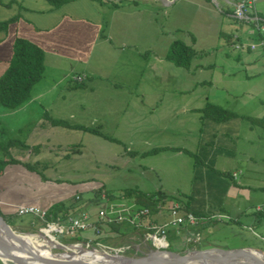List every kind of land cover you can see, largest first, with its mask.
I'll return each mask as SVG.
<instances>
[{
    "label": "rangeland",
    "instance_id": "rangeland-1",
    "mask_svg": "<svg viewBox=\"0 0 264 264\" xmlns=\"http://www.w3.org/2000/svg\"><path fill=\"white\" fill-rule=\"evenodd\" d=\"M106 4L112 11L114 7L125 10L134 5H159L160 1L109 0ZM15 6L20 5L15 2ZM174 8V28L155 42L151 41L153 37L150 33L134 40L126 39L131 41L126 48H120L114 40L113 45L118 48L113 51L106 48L96 63L91 62L92 58L86 61L90 71L100 69L107 75V80H111L110 75L119 76L122 73L132 78L135 70L137 81L141 78L139 85L133 86L129 92L131 99L124 101L120 118L113 124H103L113 127V130H104L101 124H97L94 127L106 133H93L84 128L86 122L83 120L79 123L71 121L76 125H55L50 114L36 120L33 116L22 115L21 111L12 113L11 117L6 116L8 113L0 114V143L7 142L9 138L14 140L7 152L0 148V169L5 167L11 176L0 186V215H4L13 231L37 234L39 241L48 239V234L41 232L47 223L44 219L28 213L18 215L14 206L43 202L39 199L40 194L47 201L61 200L59 205L62 210L57 213L68 215L62 220V232L55 230L49 233L58 245L78 244L89 250H104L122 257H136L159 250L185 254L209 250L206 248L231 250L250 247L264 251V207L260 214L254 206L245 209L246 212L238 214V222L231 219L211 223L201 234L174 235L169 224L168 205L177 203L186 206L188 188L194 179L193 165L199 156L196 149L200 116L188 107L214 103L238 113V116L219 125L227 132L221 138L226 137L230 146L217 143L216 167H223L221 174L225 179L230 180L231 176L236 179L234 182L239 185L230 180L233 187H243L242 183L247 182L254 187H264L263 47L258 45L255 50H249L245 46L235 47L237 42L231 46L226 39L230 30L225 20L236 24L233 17L212 12L214 18L212 14L199 18L198 13L190 12L189 6L184 3L182 6L181 0ZM108 11H104L105 16ZM188 28L193 32H188ZM238 28L240 31L239 25ZM251 39L254 43L258 42L254 36ZM173 40H180L194 50L187 66L176 65L164 56ZM133 49H147V54H140V57L125 63L127 53H137ZM49 58L52 57L46 59ZM77 64L81 63L55 60L54 65L58 69L54 74L59 76V86L51 89L48 98H57L72 78L70 87L65 88L66 96L84 92L87 81L78 74ZM66 71L67 76L63 77ZM43 74L47 77V71ZM78 77L82 79L77 80ZM4 109L0 106V110ZM254 135L257 138L255 143L252 142ZM183 148L186 151L179 152ZM230 154L232 160L228 157ZM11 158L16 161L7 162ZM235 159L242 171L238 178L232 175ZM248 167L252 168L246 170ZM139 195H148V201L157 208V212L150 210L153 207H146L149 212L136 217L137 210L145 208L143 204L147 199ZM83 213L90 218L83 225L94 222L99 233L94 228V234L87 233L88 236H85L83 231L90 230L88 226L78 232L66 231L67 222L72 220L70 217H79ZM151 225L168 229L166 248L156 250L147 238L146 233L155 230ZM113 227L122 232H113ZM192 229L185 228L183 231ZM74 235L79 237H72ZM195 238H198L196 243L192 240ZM50 251L60 253L69 250L53 247ZM157 255L167 257L166 253ZM6 264L13 263L6 261Z\"/></svg>",
    "mask_w": 264,
    "mask_h": 264
},
{
    "label": "crops",
    "instance_id": "crops-1",
    "mask_svg": "<svg viewBox=\"0 0 264 264\" xmlns=\"http://www.w3.org/2000/svg\"><path fill=\"white\" fill-rule=\"evenodd\" d=\"M106 1L109 0H69L55 7L47 0H0V23L15 15H19L20 17L7 26H0V75L6 69L12 55V44L15 37L26 38L43 49V73L47 71V77L43 74L32 86L30 98L22 106L15 110H0V114L6 115L8 113L6 116L11 117L12 113L21 111L22 115L26 117L33 116L35 120L38 117L43 115L49 116L47 114H50L51 122L55 125H76L77 123L71 121H77L79 123L83 120L86 122L84 128H92L90 132L101 133L103 135L106 133L102 129L98 130L95 128L94 126L97 124H101L104 130H113V127H106V125L113 124L114 121L120 118L124 110V101L131 99L129 92L133 90V86L139 85L141 78L137 81L138 77L135 78L137 71L135 70L132 72V78L122 73L119 76L110 75L111 80H107V75L100 69H93V71H90V68L87 66L88 62L86 61L92 58L91 62L96 63L98 56L105 51L106 48L108 51H113L118 48L113 45L114 40L118 42L120 48H126L128 42H131L126 41V39L134 40L136 37H144L146 33H150L153 37L151 41L155 42L161 35L171 32L174 28L173 15L176 12L174 5H176L178 0H168V2L158 0L160 1L159 5H134L132 8L125 10L114 7L112 11H110ZM242 1L246 0H181V5L183 6L184 3L186 6H189L190 12L198 13L197 17L199 18L201 15L205 17L208 16V14H212L214 18L213 13L219 16L225 14V16L229 18H235L233 10L237 3ZM15 2L20 6H15ZM13 4L14 7H12ZM251 9L256 15L250 18L246 16L241 20L235 18L236 24H232L225 20L228 23L227 28L230 30L226 34V39H228L231 46L237 42L241 44L240 46H245V48L249 50H255L259 45L263 47L264 53V20H262V22L260 21L261 26H263L262 29L259 30L256 28V25H254L255 17L264 19V0H255ZM33 10L36 11L31 12ZM106 10L109 11L105 16L104 11ZM190 12L188 11V14ZM201 23L203 25L206 24L205 21H201ZM218 25L221 26V23ZM238 25L240 26V31ZM147 30H149V32H146ZM187 31L193 32L190 28H188ZM233 35L238 36V38L235 39ZM253 36L258 40L257 43H254V40L251 39ZM192 37L195 36L193 35ZM172 42H170V44ZM192 42L194 41L192 40ZM170 44L164 56L175 63L168 57ZM250 45H253V48H251ZM98 47L99 50H97ZM133 50L137 53H127L125 56V63L131 58L147 54V49L144 51L139 49ZM249 54L252 55V53ZM192 56L188 60L187 65ZM253 56L256 57L257 55L254 53ZM47 57L52 58L47 60ZM53 58L57 61L68 60L71 62H80L81 64L84 63L83 66H81V64L75 66H79L78 70H80V73L78 74L83 75L87 81V87L81 95L74 92L66 96L65 88L70 87V83L74 80V78H72L71 81L64 86L63 92L57 95V98L53 100L48 98L51 89L53 90L59 86V76H55L54 74L58 66L54 65L55 60ZM71 67L73 68V66ZM67 72L68 71L64 73L63 77L67 76ZM85 80L83 79L82 81ZM82 81L80 82L83 85L84 82ZM136 98L135 96V99ZM43 101L45 104H43ZM208 104L214 103H207L205 106ZM188 108L193 111V113H198L200 116V125L198 126L199 141L197 142L198 145L196 149V153L199 156H197L196 162L193 165L195 167L193 170L194 179L190 184V188H188L186 206L182 207L180 204L179 205L181 206V213H190L194 215L196 219L194 224H187L185 227H180L181 233H176L174 227L170 225L172 230H174L173 234L185 235L187 233L192 234V232L201 234L204 228H207L211 223H216L217 221L226 222L231 219L237 221V219L240 218L238 214L246 212L245 209L247 208L252 209V206H254L256 212H259V214L262 213L264 207V187H254L249 182L242 183L243 187L242 185H240L241 187H233L230 184V180L234 182L236 179H233L232 176L230 180L225 179L221 174L223 167H216L215 164L218 159L217 143H224L226 147L230 146L226 137L224 139L221 138L222 135L227 132L223 130V126L219 125H221L222 122H226L238 116V113L224 107L235 115L225 120L215 121L208 117H201L200 109L203 107ZM131 120L134 121L132 118ZM191 121H193V123L195 122L192 118ZM227 125L225 126L228 127ZM117 128L118 127H116V130ZM10 139L11 138L8 140ZM253 139L252 142L255 143L257 139L255 135ZM171 148H174V145H171ZM184 151H186L185 148L179 152ZM228 157L231 159V154ZM251 160L253 159L251 158ZM238 163L239 162L235 159V162L232 164L234 166L232 175L236 176V178L242 173ZM253 165H255V162H253ZM251 168L252 167H248L246 170ZM7 171L5 167L0 171V186L11 178ZM45 182H47V180ZM234 183L239 185L237 182ZM39 199L43 200V202L39 201L29 206H37L46 210L47 213L52 204L61 201H47L42 198L40 194ZM173 204L174 203L168 205L169 215L170 208L173 207ZM14 206H16L15 208L17 211V208L23 205L19 204ZM1 210L2 208H0V213ZM47 216L48 214L43 220L44 222H52L56 219L47 220ZM67 216L58 213L56 217L66 218ZM62 220L64 219L62 218ZM151 227L154 228L155 225H151ZM185 228H187V230L190 228L193 229L192 231L189 230L184 232L183 230ZM83 233L85 236H88L87 233L94 234V231L87 230L83 231ZM196 242L197 241L194 243Z\"/></svg>",
    "mask_w": 264,
    "mask_h": 264
},
{
    "label": "trees",
    "instance_id": "trees-1",
    "mask_svg": "<svg viewBox=\"0 0 264 264\" xmlns=\"http://www.w3.org/2000/svg\"><path fill=\"white\" fill-rule=\"evenodd\" d=\"M47 1L55 7H58L69 0ZM247 15L250 18L251 16L256 15V13L249 12ZM18 18H20L19 15L10 17L9 19L2 21L0 23V26H7L9 23L16 21ZM257 20L259 22H262V20L264 19L261 17H257ZM192 54L193 49L189 45L180 40H175L170 44L168 57L176 64L186 66ZM43 71V49L36 43H33L26 38L15 37L12 44V55L6 69L0 75V106L4 107L6 110H15L22 106L30 98L32 86L42 77ZM200 112L201 117H208L215 121L225 120L235 115L228 109L216 104H208L207 106L201 108ZM87 129L89 131H92V128H86V130ZM13 144L14 140L10 139L3 144L0 143V148L3 149L4 152H7L8 148ZM19 145H23V143ZM12 161L16 160H13L12 158L7 160V162ZM1 170L2 169H0V171ZM43 179H46V177H43ZM139 197L147 198L143 204L144 207H153V204L148 201V195H139ZM149 198L151 200L152 196H150ZM59 203L61 202L52 204L50 206L47 213V220L55 219L58 214L57 212H60L62 210V207L59 205ZM150 210L156 211L157 209L156 207H153ZM62 218L66 219L64 217ZM112 231L117 234L122 232V230H120L118 227H113ZM72 237L79 236L74 235Z\"/></svg>",
    "mask_w": 264,
    "mask_h": 264
},
{
    "label": "bare ground",
    "instance_id": "bare-ground-1",
    "mask_svg": "<svg viewBox=\"0 0 264 264\" xmlns=\"http://www.w3.org/2000/svg\"><path fill=\"white\" fill-rule=\"evenodd\" d=\"M12 229V228H11ZM56 228L53 225H50L47 228H43L41 232L44 234H48V239H44L46 241H39L37 239V234H20L19 235V242L15 240L8 239L6 236V231L4 225L0 226V236L7 240V243L13 244L18 246L16 249V253L19 256H26L27 254L31 255L35 253L42 257L46 258H53L56 260H66L73 264H118L120 257L110 256L106 251L102 250L99 251L97 249H86L78 244H71L70 246L58 245L55 241L49 236L50 231H55ZM13 231V229H12ZM58 231V230H57ZM4 233V234H3ZM42 237V236H41ZM45 238V237H44ZM59 243V242H58ZM160 245V244H159ZM63 246V247H62ZM53 247H59L63 250H69L68 252H60V253H53L50 251ZM249 250V251H248ZM246 254H236V255H227L224 252H217L216 253H209L212 256H218L217 261L214 257H187L182 258L183 263L181 264H264V252H257L259 250L255 249H248ZM207 255V256H209ZM222 256H227L229 258H223ZM29 264H44L33 262ZM164 264H171V263H164Z\"/></svg>",
    "mask_w": 264,
    "mask_h": 264
},
{
    "label": "built area",
    "instance_id": "built-area-1",
    "mask_svg": "<svg viewBox=\"0 0 264 264\" xmlns=\"http://www.w3.org/2000/svg\"><path fill=\"white\" fill-rule=\"evenodd\" d=\"M253 2H254V0H250L249 2H242L239 5L237 4L233 10L234 17L238 18V19L245 18L249 12H252L251 8H252ZM254 19H255L254 25H256V28L259 30L262 29L263 26H261L259 21H257V18L255 17ZM235 37L238 38V36H235ZM240 45L241 44L236 43L235 47H240ZM250 46H251V48H253V45H250ZM81 79L78 77L77 80H81ZM172 206L173 207L170 208L171 220H170L169 224L172 227H174L176 233L180 232V229H179L180 227H182V226L185 227L187 224H194L195 223L196 217L194 215H192L190 213L189 214L181 213L180 212L181 206L177 203H174ZM148 212H149L148 208H146V207L140 208L136 212V217L146 215ZM16 213L18 215L25 214V213L33 214L35 216H38L40 219H45V217L47 215L46 210L39 208L37 206H19L17 208ZM83 215H84V213L79 217H70L72 220L70 223L67 222L66 231L78 232L81 229H83L84 227L88 226L89 227L88 229L93 230V231L96 229L95 231H97V233H99V228L95 227L96 225L94 224V222L93 223L90 222V224H88L86 226L83 225L84 223H88L87 220L90 219L88 217V215H86V216L85 215L83 216ZM50 223H52V224H50ZM50 225H53L56 228V230L62 232V228H63V226H61L62 225V218L57 217L55 219V221L47 222L45 224L46 227H49ZM154 228H155V230L153 229V231H148L146 233L147 238L151 241V243L156 248V250L161 249V248H166L168 246V242L166 239L167 228L163 227V226L154 227ZM192 240L196 241V240H198V238H195Z\"/></svg>",
    "mask_w": 264,
    "mask_h": 264
},
{
    "label": "water",
    "instance_id": "water-1",
    "mask_svg": "<svg viewBox=\"0 0 264 264\" xmlns=\"http://www.w3.org/2000/svg\"><path fill=\"white\" fill-rule=\"evenodd\" d=\"M168 2V0H162ZM173 1V0H171ZM0 222L4 225L5 230H7L6 236L8 239L18 241L20 240L19 235L21 233H16L15 231H12L11 227L7 222L5 221L4 217L0 215ZM4 234V233H3ZM22 235V234H21ZM65 246V245H64ZM18 246H15L13 244L7 243V240L2 238L0 236V261H2L3 264H6V261L12 262L13 264H29L33 262H38V263H44V264H73L69 261L66 260H56V259H51V258H46L42 257L40 255H37L35 253H32L31 255L27 254L26 256H19L16 253V249ZM63 247V246H62ZM209 250H195V251H190L185 254H177L172 251H150L145 255H140L136 257H122L117 254H109L110 256L114 257H120L118 260V264H164V263H171V264H181L183 263L182 258H187V257H202L206 258L209 253H216L217 252H224L227 255H236V254H246L248 249H254V248H240V249H231V250H224L220 248H206ZM258 250V249H255ZM262 251V250H259ZM159 253H166L167 257L157 255ZM214 257L215 260L217 261L218 256H211ZM223 258H229L227 256H222ZM186 264V263H184Z\"/></svg>",
    "mask_w": 264,
    "mask_h": 264
}]
</instances>
